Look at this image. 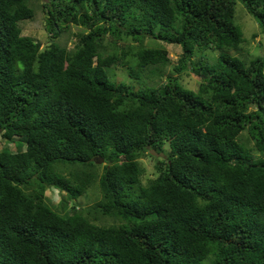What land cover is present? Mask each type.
<instances>
[{
    "label": "trees",
    "instance_id": "obj_1",
    "mask_svg": "<svg viewBox=\"0 0 264 264\" xmlns=\"http://www.w3.org/2000/svg\"><path fill=\"white\" fill-rule=\"evenodd\" d=\"M28 1L0 0V137L21 144L0 149V264H264V59L235 55V0H44L50 36L89 30L74 51L20 36ZM238 1L264 36V0ZM105 33L118 52L94 62ZM146 39L179 47L170 70ZM114 63L139 88L113 84ZM149 150L164 158L142 185Z\"/></svg>",
    "mask_w": 264,
    "mask_h": 264
},
{
    "label": "rangeland",
    "instance_id": "obj_2",
    "mask_svg": "<svg viewBox=\"0 0 264 264\" xmlns=\"http://www.w3.org/2000/svg\"><path fill=\"white\" fill-rule=\"evenodd\" d=\"M44 0H29L28 5L33 11V16L31 20H26L18 23V27L20 30V36L29 37L34 43L39 45V49H44L49 43L56 42L58 46L64 48L66 51H74V49L79 45V37L78 34L82 33L83 30L80 27L70 25L60 26V32L57 36H50L51 33L46 29V10L42 7ZM233 23L238 26L241 30L243 42L240 44V52L236 53L237 57L243 62L252 60L254 58L262 57L264 59V36L260 34L259 27L253 20V18L245 11L242 4L235 0L233 11H232ZM88 29H86L81 36L86 35L88 33ZM154 32H159V28H155ZM100 44L98 46V50L96 51V55L93 58L95 62L96 59H105L108 56H111L113 53H117L118 50L114 49L111 45L109 36L107 33L100 36ZM154 42L161 45L166 53V57L169 60V65L166 67V70H170L171 66L176 64V61L180 55V49L178 46L164 44L155 39H146L144 44L148 47L154 46ZM132 44L131 40L128 42ZM232 53V52H230ZM199 55L206 56L208 59H215L217 56V51L212 49L211 47L204 48H195L191 55V60L195 59ZM106 73L108 75L109 80L115 84H126L132 88V90H136L139 88L137 81L131 79L127 76L126 71L119 64L114 63L113 65L105 68ZM263 75H264V65H263ZM172 72V71H171ZM163 75V74H162ZM177 81L183 86V88L188 89L190 91L196 92L198 86L200 84V79L196 75L189 73L187 71H183L179 74L172 72L171 77H175ZM163 79V76H160ZM155 80V79H154ZM153 80V81H154ZM146 83L150 84V78L146 80ZM164 81V79H163ZM144 86V85H143ZM237 141L241 142L246 147L251 146V141L248 138L246 128H244L237 137ZM21 144L19 142L14 143H5L0 137V149L5 148L10 152H15L18 150L16 148ZM22 149V147H21ZM166 152L167 146L164 145L162 150ZM164 156V155H163ZM162 156V157H163ZM258 157L256 153L253 152V158ZM164 158V157H163ZM160 158L148 157L144 156L143 158L138 160V164L143 168V174L140 177V182L142 185H145L147 180L155 177L154 166L157 164V161ZM103 161L97 164L99 166L98 173H101V167L103 165ZM96 184L92 185L85 194L78 198L77 202L81 205L82 208H86L91 204L95 203L99 200V194L97 192ZM59 195L53 189H47L44 194V200L47 205L56 210V206L58 204ZM70 207V203L68 204ZM58 211V210H56ZM66 213V211H65ZM64 214V213H63ZM96 225L104 226L108 224H113L108 218H102L93 222Z\"/></svg>",
    "mask_w": 264,
    "mask_h": 264
},
{
    "label": "water",
    "instance_id": "obj_3",
    "mask_svg": "<svg viewBox=\"0 0 264 264\" xmlns=\"http://www.w3.org/2000/svg\"><path fill=\"white\" fill-rule=\"evenodd\" d=\"M148 154H149L150 156H154V157H162V153H156V152H154L153 150H149V151H148ZM102 161H103V160H102L101 158H97L96 161H95V163L99 164V163L102 162Z\"/></svg>",
    "mask_w": 264,
    "mask_h": 264
},
{
    "label": "clouds",
    "instance_id": "obj_4",
    "mask_svg": "<svg viewBox=\"0 0 264 264\" xmlns=\"http://www.w3.org/2000/svg\"><path fill=\"white\" fill-rule=\"evenodd\" d=\"M155 152V151H154ZM157 153V152H156ZM163 156V155H162ZM152 157H154V156H152ZM156 158V157H155ZM157 158H159V157H157ZM97 159V158H96Z\"/></svg>",
    "mask_w": 264,
    "mask_h": 264
}]
</instances>
